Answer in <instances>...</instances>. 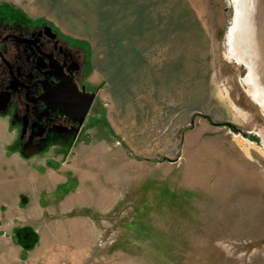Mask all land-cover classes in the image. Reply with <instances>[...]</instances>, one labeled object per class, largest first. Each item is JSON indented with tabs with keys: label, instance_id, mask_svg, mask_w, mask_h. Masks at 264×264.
Returning <instances> with one entry per match:
<instances>
[{
	"label": "rangeland",
	"instance_id": "374dc122",
	"mask_svg": "<svg viewBox=\"0 0 264 264\" xmlns=\"http://www.w3.org/2000/svg\"><path fill=\"white\" fill-rule=\"evenodd\" d=\"M32 3L0 0V21L46 20ZM146 4L137 21L152 24L107 53L99 26L82 35L104 114L71 151L26 158L0 118V264H264V107L246 82L255 57L230 47L242 0ZM42 184L58 191L39 200Z\"/></svg>",
	"mask_w": 264,
	"mask_h": 264
},
{
	"label": "flooded vegetation",
	"instance_id": "af4514ba",
	"mask_svg": "<svg viewBox=\"0 0 264 264\" xmlns=\"http://www.w3.org/2000/svg\"><path fill=\"white\" fill-rule=\"evenodd\" d=\"M91 70L89 43L48 20L0 21V118L14 129L20 155L71 151L88 137L91 120L104 114Z\"/></svg>",
	"mask_w": 264,
	"mask_h": 264
},
{
	"label": "crops",
	"instance_id": "0c3cea01",
	"mask_svg": "<svg viewBox=\"0 0 264 264\" xmlns=\"http://www.w3.org/2000/svg\"><path fill=\"white\" fill-rule=\"evenodd\" d=\"M70 0H32L33 8L38 11L42 17L47 18L51 23L55 24L58 28L62 29L60 23L57 22V20L54 18L58 14H64L66 18H71V20L67 23L70 25V29L75 31L78 30L80 34L75 35L76 33H68L64 32L74 38L84 40L86 42H90V37L86 38V36H82L84 34H92L94 32V29L98 26L102 29L103 38L101 37V40L104 41V52L107 53L109 51L107 47L106 41L113 40H130L132 38H135L138 30V24H152V20H149L148 17H143V22L137 21V15H136V9L139 8H147V0H72L71 6L66 5L68 4ZM81 2H88L87 5H84L82 9H84L85 14L89 16V19L87 21L88 27H82L81 25L79 27L76 26L74 22H77L74 20V13L75 9L71 8L73 6H78ZM66 3V4H65ZM85 4V3H84ZM78 9V8H77ZM74 11V12H73ZM100 20L97 21L98 16H100ZM46 19V20H47ZM69 28V27H68ZM8 128L6 125L0 122V139L3 140V138H6V135L8 134ZM44 167L43 165L40 167ZM47 170L49 168L45 167ZM52 173V172H51ZM54 181H57L56 178ZM61 184V182H60ZM45 184L38 185L42 187L40 191H38V187L36 188L39 194V200L41 199V196H50L55 194L58 190L57 187H55L54 190L51 188L47 190V185ZM65 185V184H63ZM35 189V190H36ZM39 208L42 209V206L39 204ZM35 218L40 219L43 217V213L39 210H34V214L32 215ZM78 223V222H77ZM79 224V223H78ZM66 225V224H65ZM63 223L59 226H65ZM73 225V224H72ZM80 226H85L84 224H80ZM86 227V226H85ZM88 228V227H86ZM47 231V229H45ZM49 231V230H48ZM36 232V231H35ZM19 261V260H18ZM5 263V262H4ZM6 264H18L16 262L15 258L6 259ZM20 264V263H19Z\"/></svg>",
	"mask_w": 264,
	"mask_h": 264
},
{
	"label": "bare ground",
	"instance_id": "6f19581e",
	"mask_svg": "<svg viewBox=\"0 0 264 264\" xmlns=\"http://www.w3.org/2000/svg\"><path fill=\"white\" fill-rule=\"evenodd\" d=\"M241 15L230 33V47L246 48L255 57L246 79L264 107V0H242Z\"/></svg>",
	"mask_w": 264,
	"mask_h": 264
},
{
	"label": "trees",
	"instance_id": "16d2710c",
	"mask_svg": "<svg viewBox=\"0 0 264 264\" xmlns=\"http://www.w3.org/2000/svg\"><path fill=\"white\" fill-rule=\"evenodd\" d=\"M227 127H230V125H224ZM17 234V239H18V244L22 245L24 248L27 250L32 249L35 245V243L38 241V237L35 234L34 231H32L29 228H20L16 231ZM29 235V236H28Z\"/></svg>",
	"mask_w": 264,
	"mask_h": 264
},
{
	"label": "water",
	"instance_id": "95a60500",
	"mask_svg": "<svg viewBox=\"0 0 264 264\" xmlns=\"http://www.w3.org/2000/svg\"><path fill=\"white\" fill-rule=\"evenodd\" d=\"M38 154V151H32V152H26L25 153V156H26V158H30V157H32V156H35V155H37Z\"/></svg>",
	"mask_w": 264,
	"mask_h": 264
}]
</instances>
